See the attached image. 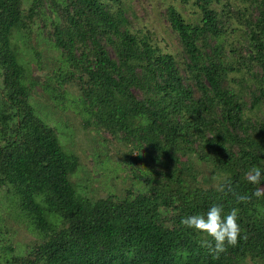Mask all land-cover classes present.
Wrapping results in <instances>:
<instances>
[{
    "label": "trees",
    "instance_id": "1",
    "mask_svg": "<svg viewBox=\"0 0 264 264\" xmlns=\"http://www.w3.org/2000/svg\"><path fill=\"white\" fill-rule=\"evenodd\" d=\"M176 1L200 14L167 7L180 59L133 31L120 0H0V189L13 209L0 214V264H264V194L254 195L264 181L245 179L264 168V114L247 113L264 105V0ZM40 43L61 66L37 81ZM64 83L84 123L122 145L119 162L144 186L134 195L92 199L72 182L78 157L30 99L41 85L59 101ZM199 163L223 178L217 187ZM213 205L238 209L240 226L218 258L202 246L210 237L181 224ZM10 219L37 237L24 253L7 238Z\"/></svg>",
    "mask_w": 264,
    "mask_h": 264
},
{
    "label": "rangeland",
    "instance_id": "2",
    "mask_svg": "<svg viewBox=\"0 0 264 264\" xmlns=\"http://www.w3.org/2000/svg\"><path fill=\"white\" fill-rule=\"evenodd\" d=\"M120 3L126 11V17L133 31L141 30L140 34H145L146 30L151 31L149 36L153 44L162 52L176 55L178 59L181 58V48L176 36L166 27L165 12L169 5H174L187 21L195 22L199 20L200 14L196 12L194 6L179 4L176 0H120ZM16 42L22 45L21 41L17 40ZM37 48L42 55L44 70L34 72L33 75L38 78L37 81H42L46 76L47 69L57 65L61 66L59 64L60 57L58 52L47 43H40ZM20 54L24 64L33 63L31 54L24 52ZM29 66H32V64H29ZM63 89V97L59 98V101H55L52 99V93H47L41 85H36L31 87L30 99L36 112L44 121L57 129L63 148L78 157L80 167L73 174L72 182L78 186L79 193L92 199L105 197L109 194L124 198L128 192L129 195L131 194L130 196L134 195L135 190L144 186L143 183L132 180L129 170L119 162L118 148L122 150V145L113 140L108 133L96 132L93 127H88L84 123L74 104L77 100V89L74 84L64 83ZM64 104H66V108L61 109ZM247 113L251 115L264 114V105ZM99 141H105V144ZM105 147L111 149L110 157L101 163L99 157H103L102 152ZM199 166L204 170L201 176L203 184L217 187L223 178L219 177L218 174L211 173L208 167L200 163ZM84 184H86L85 189L82 187ZM0 202V214L6 217L9 211L13 212L12 207L5 208L7 201L3 196L2 189H0ZM163 217L167 223H170L171 213L165 212ZM6 225L7 229H11L7 238H10L15 250L19 253H24L37 240L36 235L28 227L13 222V219L6 221ZM249 264H251L250 261Z\"/></svg>",
    "mask_w": 264,
    "mask_h": 264
},
{
    "label": "clouds",
    "instance_id": "3",
    "mask_svg": "<svg viewBox=\"0 0 264 264\" xmlns=\"http://www.w3.org/2000/svg\"><path fill=\"white\" fill-rule=\"evenodd\" d=\"M245 179L252 184L261 185L264 181V168L254 166L245 173ZM232 191L231 187H228ZM264 194V187L260 186L254 193L259 197ZM240 202L246 201V196H238ZM238 209L233 208L225 213L222 206L213 205L205 213L183 217L181 224L188 229L210 237L211 241H202V246L209 249V254L218 258L221 253L226 251V246H234L240 235V226L237 222Z\"/></svg>",
    "mask_w": 264,
    "mask_h": 264
},
{
    "label": "water",
    "instance_id": "4",
    "mask_svg": "<svg viewBox=\"0 0 264 264\" xmlns=\"http://www.w3.org/2000/svg\"><path fill=\"white\" fill-rule=\"evenodd\" d=\"M35 79L37 80L38 78L35 77Z\"/></svg>",
    "mask_w": 264,
    "mask_h": 264
}]
</instances>
